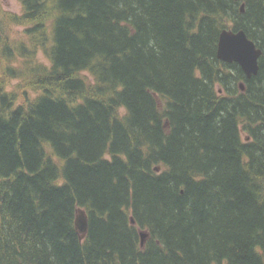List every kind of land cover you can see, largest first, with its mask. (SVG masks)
<instances>
[{"label": "trees", "instance_id": "16d2710c", "mask_svg": "<svg viewBox=\"0 0 264 264\" xmlns=\"http://www.w3.org/2000/svg\"><path fill=\"white\" fill-rule=\"evenodd\" d=\"M18 1L0 264H264V0ZM225 29L263 49L253 78L217 59Z\"/></svg>", "mask_w": 264, "mask_h": 264}, {"label": "water", "instance_id": "95a60500", "mask_svg": "<svg viewBox=\"0 0 264 264\" xmlns=\"http://www.w3.org/2000/svg\"><path fill=\"white\" fill-rule=\"evenodd\" d=\"M244 10V7L242 8ZM262 55V50L258 49L255 42L252 41L244 30L235 32L232 30H223L219 37L217 58L225 63H237L247 79H251L259 73V59ZM240 87L244 90V84ZM76 229L81 234V238L88 231L89 223L84 210H78L75 221ZM142 245L146 235L141 234Z\"/></svg>", "mask_w": 264, "mask_h": 264}, {"label": "rangeland", "instance_id": "374dc122", "mask_svg": "<svg viewBox=\"0 0 264 264\" xmlns=\"http://www.w3.org/2000/svg\"><path fill=\"white\" fill-rule=\"evenodd\" d=\"M22 8L18 0H0V18H4V31L9 35L10 39L14 40L15 42L18 41H26L27 38L25 36V27L13 24L9 22L7 17H13L15 15H21ZM7 18V19H6ZM44 62L48 63L46 59L43 58L42 53L38 55ZM5 65V64H2ZM9 83L8 88L16 89L17 82L15 80L9 79L7 81ZM33 93H31V96ZM245 136V134H243Z\"/></svg>", "mask_w": 264, "mask_h": 264}, {"label": "flooded vegetation", "instance_id": "af4514ba", "mask_svg": "<svg viewBox=\"0 0 264 264\" xmlns=\"http://www.w3.org/2000/svg\"><path fill=\"white\" fill-rule=\"evenodd\" d=\"M235 2H237V3H239V9H240V12L241 13H244L245 11H246V5H247V0H235ZM244 7V10H242V8ZM227 30H232V31H235V32H238V31H241V30H234V29H227ZM246 32V31H245ZM246 34H247V36L249 37V35H248V33L246 32ZM253 41V40H252ZM256 44V43H255ZM256 46H257V48L258 49H261V48H259L258 47V45L256 44ZM262 50V49H261ZM263 56V50H262V55H261V57ZM261 57H260V59H259V66L261 67ZM230 64H232V63H230ZM237 64V63H236ZM241 68V67H240ZM260 70V69H259ZM243 71V70H242ZM244 73V72H243ZM245 75V74H244ZM245 77H246V75H245ZM247 78V77H246ZM249 80V79H248ZM243 84H244V82H242ZM241 84V83H240ZM243 91V90H242ZM246 139H249V138H246Z\"/></svg>", "mask_w": 264, "mask_h": 264}, {"label": "bare ground", "instance_id": "6f19581e", "mask_svg": "<svg viewBox=\"0 0 264 264\" xmlns=\"http://www.w3.org/2000/svg\"><path fill=\"white\" fill-rule=\"evenodd\" d=\"M253 35V34H252ZM264 40V39H263ZM219 42V41H218ZM217 47H218V45H217ZM259 47V46H258ZM218 49V48H217ZM263 50V49H262ZM217 54V53H216ZM263 57V56H262ZM218 59V58H217ZM261 61V60H260ZM246 81V80H245ZM246 138V137H245ZM81 235V234H80Z\"/></svg>", "mask_w": 264, "mask_h": 264}]
</instances>
